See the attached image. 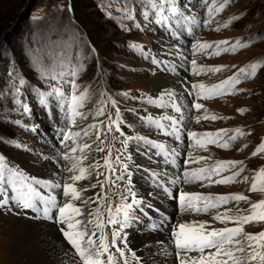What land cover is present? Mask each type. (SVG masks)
<instances>
[{
    "label": "rangeland",
    "instance_id": "1",
    "mask_svg": "<svg viewBox=\"0 0 264 264\" xmlns=\"http://www.w3.org/2000/svg\"><path fill=\"white\" fill-rule=\"evenodd\" d=\"M223 2L215 0V6L219 7ZM144 5L153 6V0H0V157L3 158L0 160V202L12 204L7 192H11L12 185L19 184L12 172L8 171L11 169L8 161L19 169L37 175L43 171L49 172L50 169L46 168L55 163L61 168L58 182L88 187L89 191L81 192V199L78 200L82 215L77 219L84 221L88 218L87 212L91 207L89 197L98 199L95 218L97 216V221L104 222L98 233L107 237L109 250L113 245L112 233L118 231L115 227L117 224H110L109 219L102 220L100 212L108 207L114 209L120 204L121 199L115 196L113 186L116 185L119 196H123L125 186L122 180L127 178L126 165L116 155L125 148L126 142L130 144L134 135L143 138L148 130L150 134H155V126L160 123L181 127V136L197 134L186 140L181 138L180 142H185V150L191 152L190 166L208 164L218 169L223 165V171L227 170L220 177L226 173L234 174L233 182L213 186L201 183L193 188L205 187L202 189L218 195L240 194L247 197L244 201L229 200L222 205L231 217H243L253 211L260 213L264 210L251 208L252 204L264 200V191L250 190L253 178L258 188L264 187V177L257 175L264 169V152L253 155L257 147L264 143V0H228L222 10L213 9L211 14L209 9L213 7V0H175L171 4L163 3L156 15L149 13L147 16L141 15L145 13L142 9ZM187 10L199 19V31H195L192 23L183 16ZM27 11L28 17L23 19ZM178 27L179 31L191 28L194 33L191 44L181 50L172 48L167 43L170 39L158 34L173 33ZM222 41L227 43H220ZM237 41L243 46L232 51V45ZM154 43H160L161 48L172 49L174 55L167 59L159 57L154 52ZM205 43L212 46L201 48L200 45ZM146 49L160 60L169 61L178 70H183L179 73L185 76L186 99L182 93H172L167 88L163 89L165 92L161 97L162 100L178 102L186 111L175 112L173 115L177 114L178 118L172 117V114L159 116L152 113L156 119L140 125V113L137 112L144 109L149 112L154 88L151 84L139 83L138 78L141 74L153 77L151 70L157 68L152 62V53L146 52ZM215 52H219V55H215ZM251 64L258 65L254 75L248 67ZM216 68L220 71H212ZM245 68L248 72L241 74L240 70ZM224 81L229 83L223 85ZM70 82H74L75 87ZM201 84L205 87L200 88ZM217 85L222 86L214 87ZM54 89H59L62 95ZM209 90L210 98L214 97L210 102L201 100L195 103V98L188 102L191 92L204 96V92L208 93ZM74 96L76 102H73ZM159 104V110L168 111ZM196 104L203 107L197 109ZM101 108L103 115H97ZM213 116L216 119H212ZM58 118L65 121V127L61 142L56 139V150L50 151L54 154L52 156L47 148L38 145L33 126L44 143L46 141L42 135L54 142L50 132L53 127H60L61 123L56 120ZM23 126L28 128L25 130ZM130 129L133 133L128 132ZM208 137L212 138L211 144L203 149L201 142L202 149H196L198 140L203 139V143H206ZM133 139L138 145L141 142L144 148L147 147L146 141L137 137ZM225 143L229 145L227 148L222 147ZM85 144L91 147L83 148ZM98 148L104 150L97 151ZM193 150L199 151L194 153ZM134 154L137 156V153ZM66 155L68 159H65ZM143 157L144 162L148 161L145 155ZM229 161L239 163L219 164ZM73 164L77 167L73 168ZM82 165H89L87 178L73 182L70 177L79 175ZM95 177L99 178L98 181ZM40 179L42 183L48 181L42 176ZM86 179L89 181L83 182ZM50 181L53 182L52 179ZM35 183L36 191L46 199L50 195L46 193V188L59 199L64 198L55 191L56 182L52 187L42 186L39 180ZM109 196L114 198L113 203L108 201ZM84 200L89 202L85 204ZM114 212L120 214L117 209ZM0 217L15 219L9 212V206L3 203ZM18 219H21L20 216ZM198 221L191 219L186 224ZM259 223L244 224L243 231L253 234L264 231V222ZM5 225L0 223V243ZM236 226L234 223L228 225ZM66 241L63 240L68 244ZM122 243L119 239L122 246L119 249L126 257L132 258ZM116 249L112 250L114 259L118 255ZM252 264H259V261Z\"/></svg>",
    "mask_w": 264,
    "mask_h": 264
},
{
    "label": "snow or ice",
    "instance_id": "2",
    "mask_svg": "<svg viewBox=\"0 0 264 264\" xmlns=\"http://www.w3.org/2000/svg\"><path fill=\"white\" fill-rule=\"evenodd\" d=\"M166 3V0H153V6L155 7L157 4ZM228 3V0H224L223 3L219 5V7L215 6V0H213V7L209 9V13L215 9V11L222 10L225 5ZM220 43H227V41H222ZM212 45L210 44H202L201 48H210ZM238 46H243L239 41L236 44L232 45V51H235ZM227 51V49H225ZM215 55H219V52H215ZM195 64V61H192ZM257 64H251L248 67L251 69V74H255V70L257 68ZM212 71H220L219 68L212 69ZM248 72V69H241L240 73L245 74ZM75 75V73H72ZM72 87H75L74 82H70ZM229 81H224L223 85L228 84ZM222 85L214 86L216 88L221 87ZM200 88H204L203 84L199 85ZM57 93H60L59 89H54ZM62 95V93H60ZM170 95V94H169ZM207 98V97H206ZM77 98L73 97V102H76ZM195 107L200 109L203 107L201 104H196ZM177 111H180L177 108ZM243 111V110H241ZM79 114V113H77ZM97 115H103V108L98 110ZM207 118V117H205ZM199 120V117L197 118ZM212 119H216V117H212ZM92 127H95L93 125ZM238 133L243 135L239 129L236 130ZM77 136L80 133H76ZM85 135H88L85 132ZM191 135L195 136L196 133H192ZM210 135V134H209ZM235 139V137H232ZM229 145L227 143L223 144L222 147L227 148ZM91 145L85 144L83 148H90ZM83 148L81 151H83ZM103 148H98L97 151H103ZM73 152L76 151L75 148L72 149ZM259 152H264V143L260 144L256 151L253 152V155H257ZM3 158L0 157V160ZM65 159H68L66 156ZM107 164V160L105 161ZM228 164H236L239 162L229 161V162H221ZM73 168H76L77 165L73 164ZM98 167V165H95ZM71 171L72 169H68ZM85 169L83 167L79 168V175H73L70 179L75 182L81 179H85ZM259 177H264V169H261L257 174ZM247 180V178H245ZM233 180V177L226 178L224 180L218 181V183H229ZM59 187V185H56ZM96 185H92L95 187ZM251 191H264V187L258 188L257 183L255 182V178H253V183L251 184ZM81 191H86V189L77 190L73 183H68L63 185V195L65 197H69V201L65 202L62 206L58 208V212L60 215L59 223L62 225H66V228H61V232L68 244L72 249L75 250L72 256V264H113V255L109 253V245L106 243L107 237L103 234L97 236V232L93 229H89L88 225L92 224V220L81 221L76 217L81 216V208L76 206L73 201L81 199ZM195 196L196 194H184L182 193L180 196L181 201L183 202L185 196ZM198 198V197H197ZM92 198L89 197V200ZM208 199V198H204ZM247 197L240 194H233L230 196H219L217 200L221 203H227L229 200L233 201H244ZM89 201L84 200L83 203L87 204ZM0 202V206H2ZM23 207L29 208L32 207L31 203L25 201L23 203ZM130 207V205H129ZM209 207H216L215 204L206 205L203 209L205 212L208 211ZM251 208L255 209H264V200H261L258 203L252 204ZM122 209L117 208V212H120ZM200 211V209H197ZM91 215V213H89ZM99 215V213H97ZM125 215L127 213L125 212ZM213 220L220 221L221 223L227 224L229 222L236 224V227H223L219 229H207L206 224L208 222L203 223H195L192 225L189 224H180L179 231L176 236V247L183 252H198L199 255L197 257L191 256H180L179 264H252L254 261H259V264H264V243L260 241H264V231L259 233H245L243 231L244 224L250 223H259L264 222V212L256 213L253 211L247 216L243 217H231L227 212L223 214H216L213 216ZM108 222L110 224L116 223L115 220L109 216ZM95 228H103L102 222L97 221L95 223ZM118 233L113 232V246L115 245V239ZM116 251L123 256V252L117 248ZM105 253H108L105 260H101L100 257L104 256ZM180 255L179 253L177 254ZM126 264V262H125Z\"/></svg>",
    "mask_w": 264,
    "mask_h": 264
},
{
    "label": "bare ground",
    "instance_id": "3",
    "mask_svg": "<svg viewBox=\"0 0 264 264\" xmlns=\"http://www.w3.org/2000/svg\"><path fill=\"white\" fill-rule=\"evenodd\" d=\"M153 47H155L154 52L159 57H162L163 59L171 58V56L174 55V52H175L172 49L161 48L162 46L160 45V43H154ZM159 48H161V49H159ZM164 50H166V51L164 52ZM151 71L154 73L153 77H149L147 75L141 74V75H139V78H138L139 83H141L143 85H147V84L150 85L151 84V86L154 88V90L152 89L153 91H151V99H153L152 101L155 102L154 103L155 108L150 107L149 112L157 114L159 116L165 115V114H172V117L178 118L177 114H176V116L173 115V114H175V112H173L172 110H169V111H172V113L169 111H166L165 109L159 110L158 107H160V104L158 102L160 101L161 104H164L165 106H168V105L169 106H172V105L177 106L179 104L178 102L173 103L172 101H174V100H169V101L162 100L161 95L163 94V92H165L163 90L165 88H167L166 90H168V89L172 90L171 91L172 93H176V92H178V94L182 93L183 97L186 99V97H185L186 95L184 94L185 76L180 75L179 77L175 76L172 78V77H167L166 75L160 74V72H158L156 69H152ZM158 99H160V100H158ZM156 107H157V109H156ZM162 108H164V107H162ZM177 108H179L180 111H182V110L186 111L185 110L186 108H183L181 105H178ZM163 112H165V113H163ZM176 113H177V111H176ZM56 120H57V122L61 123L60 127L63 130V128L65 127L64 126L65 121L63 119H59V118ZM143 130H146V128ZM52 131H54V130H52ZM128 132L133 133L132 131H128ZM134 136H135V138L137 137V135H134ZM145 136H148L149 138H152V139H155V140H158V141L165 143V140L162 139V137L158 133L157 134H150V132L148 130V132L145 134ZM202 144H199L198 148H196V149H200ZM131 145H134V147H131ZM143 147H144V145H141V142H139V145H138L137 141H135L131 137V142H130V147H129L130 151H133L134 153H136L137 151H142ZM133 148H134V150H133ZM48 150H49L48 154L53 156L54 154L50 152L51 150L50 149H48ZM196 151H199V150H196ZM69 152H70V150H69ZM193 152H194V150H193ZM134 153H133V155L136 156ZM190 153H189V155H190ZM68 155H66V156H68ZM136 157H138V156H136ZM146 163L149 167H151L155 170H158L159 168L162 167L158 158L153 156V155L149 156V160L146 161ZM82 166L86 170L85 171V177L87 178V174L90 171L88 169L89 165H87V166L82 165ZM42 167H45V165ZM59 168H60L59 165H56L55 163L54 164L51 163L46 168V169H50V171L49 172L43 171V172H41L40 176H42L44 178L49 177L50 179H54L56 182H58L59 181V179H58L59 178V176H58ZM35 175H37V174H35ZM88 181L89 180L86 179V181H83V182L87 183ZM74 186L77 188V190H81V189H86V191L88 190V187L85 188L86 186L81 187L78 184L77 185L74 184ZM138 189L142 190L141 191L142 195H146L148 192L146 184H144L143 182L141 183V185L139 186ZM186 189H188L187 193H189V192H192V190H194L195 188H193V187H187V188L181 187V190H186ZM81 192H84V191H81ZM68 201H69V197L64 196L63 204L65 202H68ZM91 201H92V199H91ZM73 203L79 207L78 200L73 201ZM10 211H11V209H10ZM12 211L17 213V211L14 208H12ZM218 213L223 214V213H225V211L224 210H218L212 216H207V217H203V218H197V216L193 217L187 213L178 214L176 212H173L172 218L174 219L173 221L176 222L177 226H179L180 224L188 223V220L190 221L191 219H198L199 223L208 222L206 224L207 229H219V228L227 227L231 222L224 224V223H221L220 221L213 220V216H215ZM54 214H55V212L53 211L49 217V221H51L50 222L51 225L43 223L44 220H42V219L40 220V222H30V221L23 219L21 216H20L21 219H18V218L6 219V218L0 217V223L2 222V223L6 224L5 225L6 227L4 228L5 233H3V236L1 237V243H0V264H2V262L4 264H16V262H17V264H72L73 253L71 251H73V250L66 243L63 242V240L61 239V237L59 235L57 228L54 227L55 226V225H53V223H54L53 220L55 219ZM228 215L230 216L229 213H228ZM76 218H78V217H76ZM142 222L143 221L139 220L138 223H133L131 226V230L127 233V235H128L127 239L129 241V246L134 250L135 254L138 257H140V259L142 260V264H176V260H175V258H173V254L170 251V244L171 243H170L169 239L168 238L166 239V236H164L165 238L160 237V236H152L148 231H146V230H148V228L146 227L147 225L146 224L143 225ZM63 227L66 228V225H63ZM177 231H179V227H177ZM127 246H128V244H127ZM191 255H196L195 257H197L199 254H185L184 253V254H180L179 256H191Z\"/></svg>",
    "mask_w": 264,
    "mask_h": 264
},
{
    "label": "trees",
    "instance_id": "4",
    "mask_svg": "<svg viewBox=\"0 0 264 264\" xmlns=\"http://www.w3.org/2000/svg\"><path fill=\"white\" fill-rule=\"evenodd\" d=\"M28 11L27 12H25V14H24V16H23V19H26L27 17H28ZM20 28V27H19ZM19 28L16 30L17 32H18V30H19Z\"/></svg>",
    "mask_w": 264,
    "mask_h": 264
}]
</instances>
